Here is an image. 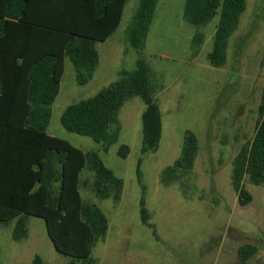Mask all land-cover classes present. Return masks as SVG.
Wrapping results in <instances>:
<instances>
[{
  "label": "rangeland",
  "instance_id": "rangeland-1",
  "mask_svg": "<svg viewBox=\"0 0 264 264\" xmlns=\"http://www.w3.org/2000/svg\"><path fill=\"white\" fill-rule=\"evenodd\" d=\"M183 1L157 0L140 52L160 113V138L153 152L139 154L143 104L137 96L118 110V137L106 151L87 136L65 131L58 121L65 106L92 96L120 71L135 67L138 52L126 42L125 29L138 0H125L115 30L95 43L98 62L85 84L75 82L73 67L63 57L45 132L83 152H95L122 181L117 201L97 199L88 187H78L81 200L107 219L105 236L91 251L96 264H240L236 249L242 244L257 249L246 264H264V183L244 180L251 200L239 206L229 178L231 159L251 137L264 93V0H245L227 40L224 64L217 68L206 60L216 17L193 26L183 19ZM195 32L202 35L198 49L190 42ZM185 130L197 140L192 169L182 182L165 183L161 172L178 156ZM120 144L127 146L123 158L116 155ZM85 177L90 174L82 170L80 178ZM141 195L149 227L139 220ZM12 223L0 224V264H33L34 255L40 264H66L41 218L27 217V235L19 241L10 238Z\"/></svg>",
  "mask_w": 264,
  "mask_h": 264
},
{
  "label": "trees",
  "instance_id": "trees-1",
  "mask_svg": "<svg viewBox=\"0 0 264 264\" xmlns=\"http://www.w3.org/2000/svg\"><path fill=\"white\" fill-rule=\"evenodd\" d=\"M125 0H0V224L12 221L13 241L27 235L28 216L41 218L53 249L66 264H96L91 251L107 230V219L95 205L81 200L78 187H88L97 199L117 201L122 181L105 167L93 151H81L67 141L48 135L45 128L50 104L59 87L63 57L74 70L75 82L85 84L98 62L96 42L104 41L117 27ZM157 0H138L125 29V40L138 52L135 67L95 94L68 104L59 115L61 127L91 138L106 151L119 132L117 113L130 97L137 96L140 113V156L158 144L161 121L152 96L149 68L141 50ZM245 0H184L183 19L202 26L216 17L207 63L225 61L228 37L236 29ZM191 45L198 49L202 35L195 32ZM253 133L231 159L230 185L239 206L248 204L251 185L264 183V93L257 106ZM127 146L116 155L123 158ZM197 152L195 135L185 130L178 156L163 168L161 181H180L192 169ZM137 158L135 173L139 175ZM85 170L90 174L81 179ZM143 192V186H141ZM140 223L150 226L143 196L138 199ZM256 247L236 249L240 264L256 254ZM33 264H40L34 255ZM260 264V263H257Z\"/></svg>",
  "mask_w": 264,
  "mask_h": 264
}]
</instances>
